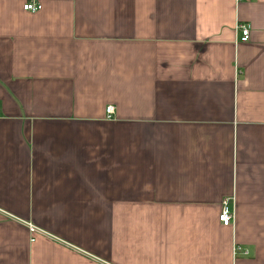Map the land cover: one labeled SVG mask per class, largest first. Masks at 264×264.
I'll return each mask as SVG.
<instances>
[{"label": "crops", "instance_id": "1", "mask_svg": "<svg viewBox=\"0 0 264 264\" xmlns=\"http://www.w3.org/2000/svg\"><path fill=\"white\" fill-rule=\"evenodd\" d=\"M27 1L0 0V264H264V0Z\"/></svg>", "mask_w": 264, "mask_h": 264}, {"label": "built area", "instance_id": "2", "mask_svg": "<svg viewBox=\"0 0 264 264\" xmlns=\"http://www.w3.org/2000/svg\"><path fill=\"white\" fill-rule=\"evenodd\" d=\"M41 7L40 4H38L35 0H28L25 2L22 6L23 10L29 11V12H36ZM236 33L238 35V40L241 42H246L249 39V26L246 24L238 23L235 27ZM113 108L111 106H108L106 108V113L110 114L112 113ZM234 219V213L232 208L229 204V199L225 198L220 203V210L218 213V221L223 226H229L232 224V221ZM30 230L33 231L34 229L30 226ZM241 248L239 246H233V254H236L238 251H240ZM244 253H247L244 250Z\"/></svg>", "mask_w": 264, "mask_h": 264}]
</instances>
